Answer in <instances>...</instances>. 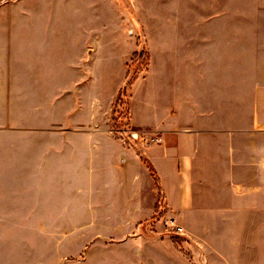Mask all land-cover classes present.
<instances>
[{
    "label": "rangeland",
    "instance_id": "obj_1",
    "mask_svg": "<svg viewBox=\"0 0 264 264\" xmlns=\"http://www.w3.org/2000/svg\"><path fill=\"white\" fill-rule=\"evenodd\" d=\"M236 30L243 33L245 123L251 68L264 38V0H1L0 63L22 69L34 64L35 71L19 72L17 84L6 80L7 96L0 99V264H206L201 229L192 232L185 216L168 214L162 186L149 219L133 231H111L105 216L75 208L74 193L51 190L38 200L37 185L30 190L25 175L10 178L7 167L12 160L23 165L29 143L48 142V131L64 127L60 104L52 101L58 95L52 77L59 70L70 87L67 99H74V80L97 79L105 124L124 145L141 154L161 143L154 129L132 125L131 99L155 94L166 60L162 50L174 57L172 64L185 63L179 56L186 57L190 38L204 33L199 42L211 45L210 54L225 53L233 64ZM223 41L227 48L218 51ZM31 74L33 95L26 81ZM73 105L68 100L66 107Z\"/></svg>",
    "mask_w": 264,
    "mask_h": 264
},
{
    "label": "crops",
    "instance_id": "obj_2",
    "mask_svg": "<svg viewBox=\"0 0 264 264\" xmlns=\"http://www.w3.org/2000/svg\"><path fill=\"white\" fill-rule=\"evenodd\" d=\"M197 35L187 43L186 57L179 56L185 63L172 64L174 57L162 50L167 61L152 99H131L132 125L154 129L161 143L142 148L141 154L124 145L105 124L97 79L74 80L69 95L74 99H67L70 87L59 70L52 77L58 90L52 101L60 104L64 127L48 131V142L29 143L23 165L10 161L8 174L25 175L30 190L37 185L38 200H45L47 191H68L76 209L90 210L81 214L105 216L111 231H133L158 202L145 157L158 173L168 214L185 216L192 232L201 229L204 263L264 264V38L256 43L260 54L251 68L244 123L242 31L234 34L233 64H227L225 53L212 56L211 45L199 42L204 33ZM227 45L223 41L216 48L224 52ZM22 67L0 63V99L7 96L6 80L17 84L19 72L35 71L34 64ZM8 71L10 77L3 74ZM26 81L33 95L34 74ZM68 100L72 107H66Z\"/></svg>",
    "mask_w": 264,
    "mask_h": 264
},
{
    "label": "trees",
    "instance_id": "obj_3",
    "mask_svg": "<svg viewBox=\"0 0 264 264\" xmlns=\"http://www.w3.org/2000/svg\"><path fill=\"white\" fill-rule=\"evenodd\" d=\"M142 162L146 165V167L148 168L152 178L154 179V182L158 188L159 191H161V185H160V179H159V176H158V173L157 171L155 170V168L149 163V161L142 157ZM159 201L161 202V197L159 199Z\"/></svg>",
    "mask_w": 264,
    "mask_h": 264
},
{
    "label": "built area",
    "instance_id": "obj_4",
    "mask_svg": "<svg viewBox=\"0 0 264 264\" xmlns=\"http://www.w3.org/2000/svg\"><path fill=\"white\" fill-rule=\"evenodd\" d=\"M159 139L160 138H154L152 141L157 142ZM176 228H177L178 233H181V234L184 233V228L183 227L177 226Z\"/></svg>",
    "mask_w": 264,
    "mask_h": 264
}]
</instances>
